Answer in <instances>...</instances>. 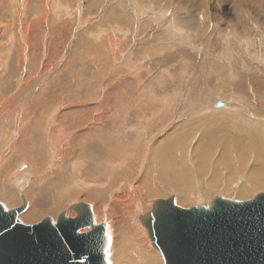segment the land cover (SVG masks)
<instances>
[{"label": "bare ground", "instance_id": "obj_1", "mask_svg": "<svg viewBox=\"0 0 264 264\" xmlns=\"http://www.w3.org/2000/svg\"><path fill=\"white\" fill-rule=\"evenodd\" d=\"M0 1H1L0 2V34L8 33V31H6L7 28L14 30V31L12 30L13 33L11 32V34L10 33L5 34V35H8L6 40H4V38L2 39V37L0 38V59H2V58L7 59L5 57L6 56L8 57L7 54L10 51L7 49L9 44L13 45V46H11V49L15 48L19 52V54H16L17 52H14L15 50H12L13 51L12 54L17 55L18 57L19 56L22 57L24 52H23V49L19 48V45L22 46L21 40H22L23 44L26 43L28 45L29 50H27V54H29V53L34 54V53H37L39 51L41 52L40 48L42 46H40V43L39 44L37 43L38 41H40L37 38V36H38L37 30L42 32L43 29L42 30L41 29L36 30V26H38L39 23L28 25L27 23L23 22V20L28 15V13L26 15L24 5L27 8V6L29 7L30 4H32V3H30V4L28 3V5H26L22 1L23 2L22 5L23 4L24 5H23V7L21 6L22 7V9H20L21 11L18 10L19 20L17 19L18 17L15 13H11L13 19H11L9 16L6 15L11 20L8 19L9 24H3L4 21H7L6 19L3 18V15L5 14V12L8 9L10 11L13 10V6L17 2V0H0ZM24 1H26V0H24ZM44 1H46V0H44ZM58 1L53 3L55 11L54 12L52 11V13L58 14V15L55 14V18H53V20H51L53 22V24H51V25L54 28V32L53 33L51 32V35L49 33L46 35V36H48L47 40H49V41H47V42L45 41L46 45H44V47H43L44 51H46L45 53H46L47 57H45V58L42 57V60L39 57L36 58L37 60L39 59L42 62V63H40L41 64L40 69L43 71L42 73H45L48 70L49 71L52 70V68H51L52 65L53 64L55 65V63H56V61H54V59H53L55 56H57V55H55V52L54 51L51 52V55H50L51 57H49V55H48L49 51L53 50L54 47H53V49L51 48L50 50H49V48L52 47V45L57 44V42L59 40H61L59 43L62 42V44H64V47H65L66 45H68L69 43H72V41H74L73 37H75L76 39L77 38L81 39V41H79L78 43L79 44L82 43L81 46H82L83 50L82 49L81 50L83 51V53H86L88 56L90 55V57H91V55H96V57H94L95 59L92 60V58H91L92 62L90 63V64H94L93 61H96V63H97V64H95L96 69L97 68L102 69L103 67H106L110 64L112 65V63H111L112 59L111 58H113V61H116V59H118V58L115 59V57L119 56V54L117 52H115L114 50H111V43H110L111 40L110 41L108 40L109 36H107V37L102 36V39H101V35H102L103 31L101 29H99V27L95 28L96 26L94 25L95 27L94 26L92 27L94 29L87 28V29H89L88 32L93 30L94 34H91L90 36L87 35L88 37L87 36L85 37V34H87V31H83V28L86 27L85 24H87V21L85 20V22H84V20H81V22H80V18L84 17L82 7L85 5L86 0H68L70 3L75 1L74 2L75 8H73L74 5L71 6L74 9L73 13L77 11L80 14V16L77 17L78 22H76V25H74L73 27L71 26L72 25L71 24L72 19H71V14H70L71 12H69L70 9H68V11L66 10L67 11L66 13H63V11L60 10V7L65 8L66 5L64 7V5L63 4L60 5V2H58ZM65 1H67V0H65ZM83 1H84V3H82ZM89 1L92 2L91 3L92 6L98 5L99 10H100V7L102 8L100 10L101 11L100 13H103L105 11V9L107 8L106 6H109V8L111 10L109 8H107L109 10L106 13L107 15L104 16L107 18H109L110 16L115 15V14L117 16L118 13L120 15L121 12L126 14L128 11H130L128 9H133L134 4L132 5V3L135 2L134 0H129V4H126V2H124L123 0H118L121 3V7H119V6H117L118 1L116 2V0H115L116 3H114V0H89ZM141 1L143 3H145L144 2L145 0H141ZM152 1L147 0L146 2L149 4ZM202 1H204V0H202ZM222 1H224V0H222ZM30 2H31V0H30ZM243 2L246 3V5H248L247 1L243 0ZM248 2L250 5L251 0H248ZM41 3H43V2H41ZM45 3L47 4V2H45ZM74 3H72V4H74ZM72 4H70V5H72ZM234 4H236V3H234ZM33 5L35 6V4H33ZM39 6H41V5H39ZM104 6H105V8H104ZM31 7H33V6H31ZM50 7H52V6H50ZM50 7L46 10V13H44L45 20L49 19L47 17L49 15L48 13H50V11H48L50 9ZM179 7H181V6H179ZM207 7H209V5ZM241 7H242V3H241ZM243 7H245V6H243ZM36 11H38L37 8H36ZM246 11H248V10H246ZM145 12H146V10H145ZM40 13H42V12H40ZM76 13H75V15H76ZM61 14H64V15H61ZM200 14H201V12H200ZM247 14H250V11H248ZM75 15H73V16H75ZM95 15H97V14H95ZM44 16L41 15L42 18ZM61 16L64 19L70 18L71 22L67 23L68 24L67 26H64V23H62V21L64 19ZM66 16H68V17L66 18ZM130 16H127L125 19H123L124 16L120 17V19L117 20V22H123L125 25L131 24V17ZM56 17H57V19H56ZM256 17L259 18L258 16H255V18ZM39 18H40V16L37 18L40 22L41 18L40 19ZM212 18H213L212 15L209 14L207 16L205 13H203L202 21L200 23L196 22L197 24L192 23V26L194 28H196L197 26H200L199 29L204 30V26L206 27L207 25H210ZM214 18H215V16H214ZM244 18L241 17V14H238L236 19H235V26L242 28V29L240 28L241 34H242V32H245L243 30ZM262 18H264V17H262ZM259 19H258V21L260 23ZM56 20H59L62 24L60 22H57L58 23L57 24ZM166 20L167 19L164 17L160 22H158L156 27L162 28L160 26L166 25ZM198 20H200V19H198ZM247 20H246V22H247ZM51 21L49 22V20H48L49 23L47 21H44L43 24L48 23L50 25V23H52ZM74 22H75V20H74ZM218 23H220V22H218ZM60 24L63 27L60 28ZM152 24H154V23L151 22L149 24V26H147L144 23V25L141 27V35L147 33V35L150 36V33H153L156 36H158V35L160 36L161 34H163V31L160 29L155 30V27L153 28ZM161 24H163V25H161ZM247 24L248 23H246V25ZM65 25H66V23H65ZM67 27H72L73 29H78L79 32H76L77 30L74 32L72 30V28H67ZM233 27H234V25H233ZM59 28H60V30H59ZM70 29H71V31H70ZM81 29H82V32H80ZM115 29H116V27H115ZM248 30H251V29H248ZM248 30H247V32H248ZM108 31L109 30L107 29V32ZM111 31H113V30H111ZM215 33H216V31H215ZM223 33L224 32H222V35H223ZM114 35L111 34L112 38ZM247 35H249V33ZM1 36H3V35H1ZM4 37H6V36H4ZM96 37L99 38L98 39L99 42H92L91 41L92 38H96ZM40 38H43V36H40ZM211 38L212 37H210V39ZM77 41H78V39H77ZM232 41H233V39H232ZM126 42H128V41H126ZM129 42H130V44H132L133 39L131 38V40ZM1 43H3V44H1ZM96 43H98V45ZM73 44H75V43L73 42ZM73 44H72V47H74ZM115 44L117 45V41L115 42ZM57 46H58V44H57ZM69 46H70V44H69ZM76 46H77V44H75V47ZM68 47H67V49H69ZM121 47H122V45H121ZM23 48H24V45H23ZM57 48H59V46ZM6 49H7V51H6ZM63 53H65V51H63ZM67 54L69 55L68 52H67ZM75 54H76L75 51H74V53L73 52L70 53L71 56H75ZM121 54H123V53H121ZM58 55H60V53ZM65 55H66V53H65ZM67 56H65L66 59H67ZM242 56H243V54H242ZM18 57H16V58H18ZM26 57H28V56H26ZM65 57H64V59H65ZM76 57H78L77 54H76ZM11 58H14V57H12V55H11L10 59ZM16 58L14 59V62L19 67H21V69L18 66H16L15 63L13 62V66L10 64L9 67L6 68L8 70H6L7 72H6L5 76L3 75L4 77H2V79H0V136H1V138H0V204L3 205L5 207V209L7 208L6 210H12L14 208H19L20 206L27 203V208L24 211L25 213L23 212L24 214L19 216V220L21 219L20 220L21 222L24 221L27 223V225H38V224L42 223L46 218H51L53 220V222L56 223L57 219L59 218V216L62 213H65L66 214L65 216L68 219H76L77 213L75 211H73V209H72L73 206L78 205V204H82V203L88 204V206L90 208V213L93 216L95 224L97 225L98 223H105V221H106V223H108L107 234H110L113 237V239L112 238L110 239V244H109V248H108V252H107V263L108 264H165V263H163V259L160 256L161 253L159 252L160 254H158L156 252L157 249L155 248L156 249L155 250L152 248L153 244H152V241L149 237L148 231L145 230L144 228H142V226H141V225H143V223L141 221L142 218L151 213L155 204L158 201L165 199V198L169 199L171 197H174L176 203L178 205H180L181 207L191 206V208H193V207H198V206H201L203 204L208 203L209 205H206V208H209L212 204L211 202L214 201L213 196L217 193V192L214 193L213 191L218 190L216 187V183L220 182V181H218L220 178H218V177L216 178V175L219 171L221 172V170L223 169V166H225L227 168V171H228V177H225V179H226L225 181L231 186L229 188V190L227 191V193L233 192L232 194H234V195L231 194V196L236 198L233 201H238V202L247 201V199H249L252 196V194L255 191H257V190L253 191L251 186L255 185L256 182H260V184L264 183V123H263V120H264V81L263 80L264 79H263V77H262V79L257 77L258 74L257 75L251 74V72H254V68H253V71L251 69V72L249 74H246L243 78L246 82H248L249 85H252L251 90H252V92L253 91L255 92V93L251 92L252 94H254V100H253V103H254L253 106L254 107H253V109H249L252 107L248 106L249 107L248 109L250 111V112H248V117H251V122H250V120L248 121L244 117L242 119H239L238 117L240 115H238V114H232L229 116L226 115L225 117H222V114L225 115L224 113L227 114L228 112L213 111L215 114H218L219 116H214V118H212V116H211L212 113H207L208 115L210 114L211 117L209 118L208 115H205L206 117H208V118H206L207 120L205 119V123L211 122V121L219 122L218 124L215 123V124H217L216 127L218 126V129L215 130L213 128L215 133H212L210 137L207 136L206 137L207 141H205L206 140L205 137L200 138V136L197 135L199 133V131H202L200 128L196 129V126H195V130H193V128H192V127H194L193 124H192V126H190L189 123L182 122V124L178 123L179 126L177 125V128L175 127V129H173L170 134H165L164 138L162 139V142H160V144H158V145L156 144V143H159L158 141L161 139L160 137L156 136L157 135L156 134L155 136L158 137V138H155V141H154L156 145L152 141L153 143H151V144L149 143L147 146V143H148L147 142L146 146L144 147V145H145L144 144L143 145L144 148H143V150H141L140 145L143 143H141L140 140H142L143 136L139 137L138 134H132V136L123 135L120 138L119 135L116 136L111 131L112 129H117V124L119 123V120L117 118L118 115H116V113L114 111L118 112L119 108L116 107V104H114V107H113L110 104V102L108 101L107 98H108V95L110 94V91H108L105 96H104L105 92L103 91L104 93H101L99 95V97L96 96L97 98H94V99L92 98L93 100L90 101V103H89L90 105H85V103L89 100H85L83 97H81V95L74 92V90L73 91L71 90L74 86H75L76 90L80 89L83 86V78H84V76L86 77V72H87V70H86V72L84 71L81 74L76 73V71H77L75 69L76 66L72 67V65L74 64V61L76 59L75 57L71 58V59H73V61L71 63H69L70 67L67 66L64 69L62 75L58 74L59 78H57V80H58L57 82L59 83V85H63V87L66 86V88L68 89L67 90L68 92H72V93L68 94L65 91H63L64 93L68 94L67 98L62 97V99L64 101L66 100V102H69L66 105H68V106L75 105V104H78L80 102H82L83 104L79 105V107L68 108L67 110H65L64 113L61 112L62 108L60 106L58 109L55 108V105L57 104L58 99L56 97H54V96L58 97V94H59L58 92H59V90H61L62 86L60 87L58 84L57 85L55 84L56 86L52 89V91L50 90L52 85L50 86V84H47L46 86H43V87H45V89L47 86L49 88L48 91H46L47 89L45 90L42 88L43 93L46 91V92H49V94H50V97L48 96L49 99L47 98L48 100H46L44 97H42L39 94L41 92L40 88L42 87L41 85H39L40 84L39 82L45 80L46 78L44 79L43 76L42 77L40 76L41 74L40 75L38 74L34 78H37L38 76H40V77L35 79V81L31 78H30V81L29 80L27 81V78L29 75H31V76L33 74L36 75L35 73L37 72V70L39 68V63H37V61L34 59L35 60V68L33 69V66L29 67L30 68V72H29V68L25 70L24 69L25 65H24V67L20 66L22 61H20V59H19V61L21 62V63H19L18 59H16ZM32 58H31V61L34 62V60ZM162 58H163V56H162ZM243 58H245V57H243ZM11 60L13 61V59H11ZM11 60L10 61L8 60L9 63L11 62ZM258 60H261V59H258ZM3 61L5 62V60H3ZM49 61H51L50 63H52L53 61L55 63H52L51 65H49ZM24 62L25 61H23V63ZM28 62H30V58H29ZM63 62H62V64H64ZM210 62H211V60H210ZM217 62H219V61H217ZM258 62H260V61H258ZM261 62L264 65V61L261 60ZM59 63H60V61H59ZM168 63H169V60L167 59L166 65ZM212 63H211V65H212ZM225 63H226V61H225ZM230 63H231V60H230ZM6 64H7V62H6ZM114 64H117V63H113V65ZM208 64H210L209 61H208ZM2 65H3V63H2ZM211 65H210V67H211ZM221 65H223V64H221ZM221 65L216 66L217 70L216 69L215 70L217 72L212 71V73H215V72L217 73V74L215 73V75H217L218 78L222 77L223 74L225 73V72L222 73V71H224L225 67H223V66H226V64L223 66H221ZM245 65H247V64H245ZM260 65H262V64H260ZM6 66H8V65H6ZM1 68H3V67L1 66ZM115 68H116V66H115ZM211 68H213V67H211ZM211 68H209V70ZM40 69L38 70L39 72H40ZM59 69H60V67H59ZM233 69H235V67ZM174 70H176V69H174ZM198 70H199V68H198ZM261 70L262 69H260V71ZM1 71H0V73H1ZM92 71H93V69L91 70V72ZM111 71L112 70H110V72ZM152 71H153V69H152ZM220 71L222 74L220 73ZM233 72H235V71H233ZM169 73H168V75H169ZM218 73H220V74H218ZM261 73H264V72H260V74ZM42 75L47 76L48 74L46 73V74H42ZM166 75H167V73H166ZM212 75H214V74H212ZM1 76H2V74H1ZM31 76H29V77H31ZM200 76H199V78H200ZM240 76H242V75L240 74L238 77H240ZM126 77H128V76L126 75ZM108 79H110V78H107L103 83V85L106 86L107 89H109L108 83L110 82V81L108 82ZM178 79H179V77H178ZM200 79H202V78H200ZM31 80H33V81L31 82ZM141 80H143V79H141ZM239 80H238V82L241 81V80L240 81ZM120 81L121 82H128L127 79L123 77V75H122V77H120ZM209 81H210V79H209ZM85 82L87 83L86 78H85ZM117 82H118V80H117ZM246 82H245V84H246ZM91 83L93 84V82H91ZM129 83L131 84L130 79H129ZM155 83H154V87L158 86L157 84L155 86ZM226 83H227V81H226ZM87 84H89V83H87ZM117 84H119V82ZM230 84H231V82H230ZM146 85L148 87L149 84L147 83V84H145V86ZM227 86H228V84H227ZM96 87H97V85H96ZM181 87H183V85ZM217 87H219V85ZM237 87L240 90L243 89L242 88L243 85H241V83L237 84ZM114 88L116 89L115 90L116 93H118L120 90L123 89L122 83H120V85H115ZM150 88H152V86ZM222 88H224V87L222 86ZM228 88H229V86H228ZM208 89H207V91H208ZM239 89H236V90H239ZM247 89H249V88H247ZM195 90H194V92H195L194 94H197L198 92H196ZM243 90H245V89H243ZM243 90H241V91H243ZM190 91H191V88H190ZM210 91H212V90H210ZM215 91H214V93H215ZM228 91L226 90V92H228ZM236 92L238 93V91H236ZM247 92H250V91H247ZM150 93H149V95H150ZM155 93H157L156 90H155ZM188 93H189V91H188ZM61 94H63V93H61ZM60 95L58 98H60ZM151 95L153 97V94H151ZM194 96H192L191 99ZM214 96H215V94H214ZM235 96H236V94H235ZM139 97H140V95H139ZM155 97H157V95ZM198 97H199V95H198ZM201 97H202V99H205L204 98L205 96L204 97L201 96ZM212 97H213V95H212ZM238 97H236L234 99H237ZM166 98H167V96H166ZM206 98H207V96H206ZM217 98L218 97H216V99ZM249 98H251V96L248 97V99ZM167 99H170V97ZM223 99H226V98H223ZM60 100L61 99H59V101ZM144 100H145V98H144ZM161 100L163 101V99H161L159 97H157V99H156V101H158V103L159 102L161 103ZM203 101H205V100H203ZM203 101H202L203 104H197V105L193 104L194 109H195L194 111H198V113H202V112H204V110H206V107L204 105H207L208 103L206 104V102H205V104H204ZM225 101H227V100H225ZM242 101H241V103H242ZM61 102H63V101L61 100ZM191 102L193 103L194 101H191ZM217 102H219L218 99L214 103H212L213 107L215 109L218 108V107H216ZM220 102H222V101H220ZM224 102H222V103H224ZM230 102L228 101V103H230ZM250 103H249V105H250ZM61 104H63V103H61ZM212 104H211V106H212ZM66 105H64V106H66ZM228 105H230V104H228ZM157 106H159V105H157ZM193 106H191V107H193ZM211 106H210V108H211ZM53 107H54V109H53ZM225 107H227V103H224V107H221V108H225ZM243 107L244 106H242V108ZM183 108H184V104H183ZM185 108H187V107H185ZM210 108H208V109H210ZM153 109H154L153 110L154 116L157 120V118H159L158 116L161 115L162 108L160 107V109L159 108L156 109L154 107ZM188 109H191V108H189V106H188ZM218 109H220V108H218ZM227 109H229V108H227ZM246 109H247V107H246ZM246 109H244V110H246ZM146 110H147V108H146ZM126 111H128V109L123 110L124 115L127 114ZM233 111H235V110H233ZM188 113L190 114V112H188ZM192 113L194 114L193 111H192ZM214 113H213V115H215ZM249 113H251L252 115ZM169 115H170V113H169ZM198 115L199 114H197V117H198ZM201 116L203 118L204 113H202ZM147 117L149 118L150 116H147ZM197 117H195L196 120H198L200 118V117L199 118H197ZM240 117H242V116H240ZM202 118H200V119H202ZM152 119H154V118H152ZM200 119L197 122H195V120H193V121L195 123H199ZM145 120H147V119H145ZM190 120H192V119H190ZM157 121H159V120H157ZM193 121H191V122H193ZM200 122H203V121H200ZM108 123H111L110 124L111 127L109 128L110 131L107 134L106 131H107L108 126H109ZM153 123L156 124V122H154V120H153ZM162 123H164V122H161V124ZM170 123L173 124V122H170ZM186 123H187V125H186ZM195 123H194V125H196ZM221 123H222V125H221ZM106 124H108V125H106ZM212 124H214V123H212ZM157 125H158V122H157ZM201 125L204 126V125H207V123L206 124L203 123ZM132 126H133V124H132ZM213 126L209 125V127H213ZM147 127L143 126V127H141V130H142V128L146 129ZM168 127L170 128V126H167L165 128H168ZM159 128L160 127L156 126L153 129V131L158 132V131H160V130H158ZM207 128H208V126H207ZM209 129L210 128H208V130ZM213 129H212V131H213ZM133 130H134L133 128L130 129V132H132ZM150 130H152V129H150ZM203 130L206 132V129H203ZM216 131H218V132L216 133ZM100 133H101L102 137H100V136L98 137V135ZM206 133H205V136H206ZM199 134H201V132ZM150 135H151V132H150ZM202 135H204V133ZM207 135H208V133H207ZM196 136H199L198 138H200V141H199L200 144H198V146L196 148L194 146V149H192V147H191L192 151H190V152L194 153L193 157L195 156L194 157L195 162L197 163L196 166H193L191 162H193L194 160L190 162V160H189V156H190L189 153L190 152H189L188 148H189V146H191V145H189V143H190L189 141L194 137L196 138ZM100 138H102V140ZM123 139H127L128 141H131L130 145H129L130 150L126 149L127 144H122L119 141V140H123ZM145 140H146V138H145ZM151 140H153V139H151ZM187 140H189L188 144L186 143ZM110 141H113V144H111ZM94 143H96V144H94ZM152 144H153V146H152ZM136 145H139L140 152L142 154H145V156L147 155V158H146L147 163L145 165L147 166V164H148L149 168H147L148 166L145 167V168H147V170L145 169L146 173L143 171V169H140L137 167V165H138L137 163L139 160L137 161V159L135 158V151H133V149H132V148H135ZM14 146H16V149L14 148L15 150L13 149L14 151H12V148ZM96 147H100L101 150L98 151V148H96ZM219 147H222L223 151L221 150L220 156H219V158H217L218 160H216L215 162L210 164L211 158L212 159L214 158L212 156H214L217 153L216 150H218ZM234 150L235 151L237 150L236 152L238 153V156H237L238 159H237L236 163H235V161L233 162L231 160L232 159L231 156L229 158L227 157L230 154H235L236 152L231 153ZM120 151H123L124 155ZM252 155H253V158L255 159L254 162L250 161V158L252 157ZM133 158L137 162L133 161L132 160ZM22 159L24 160V162L20 163V161ZM144 159H143V161H144ZM141 162H142V160H141ZM251 165L253 168L251 167L252 168L251 170L246 171V170H248L247 168ZM142 166H141V168H143ZM151 166H154V167L159 169V177H157L159 179V181H158L159 185L164 186L165 182H167V183L171 182L172 187H164L163 189H158L156 184H155V181L150 180L156 176H154V177L152 176L153 178L149 177V173H151V168L154 170V168ZM137 168H138V171H137ZM209 171H210V173L213 174L210 181L207 178V173ZM245 172L247 174V175H245L246 177L243 178V180H240V178H241L240 177L238 180V175H242L243 173L245 174ZM152 174H155V173L153 172ZM147 176H148L149 180L146 179ZM195 179H197V181L198 180L201 181L202 187H205L206 190H204V188L203 189L201 188L199 193H197L198 191L196 192L193 189L194 188L193 184L195 182ZM204 180L206 181V183L204 182ZM220 180H222V179H220ZM245 182H247V183H245ZM220 185H222V184H220ZM169 188L173 189L172 193L176 192L177 190L181 191V195L176 197L175 195H172V193H171V196H167L166 195L167 192H165V191L169 190ZM195 188H197V187H195ZM261 193H264V190L261 192H258L257 195L261 194ZM81 232L87 233V232H89V228L83 229V230H81ZM121 240H124V243ZM125 261H127V262H125Z\"/></svg>", "mask_w": 264, "mask_h": 264}, {"label": "rangeland", "instance_id": "obj_2", "mask_svg": "<svg viewBox=\"0 0 264 264\" xmlns=\"http://www.w3.org/2000/svg\"><path fill=\"white\" fill-rule=\"evenodd\" d=\"M24 2V4L28 5V3H32L30 4V6L26 8V6L24 5V9H25V12H26V15L27 17L23 20V22L27 23L28 25H31V24H35V23H39L38 26H36V30L37 29H43L42 32L38 31V36L37 38L40 40L38 41L37 43L39 44L40 43V46H42L40 49H41V52H37V53H29L27 54V50L28 49V45L26 44H23L22 43V40H21V45H19V48L20 49H23V56L22 57H18L17 55L15 54H12V50H15L14 52H17L16 54H19L18 50H16L15 48H12L11 49V44L8 45L7 49L10 50L8 52V57L6 56L5 58L7 59H0V79H2V77L5 76L6 74V68L9 67V65L11 64L13 66V62H14V59L16 57V59H20V61H22V63L19 61L20 66H23L25 65L24 69H28L29 67H32L33 66V69L35 68V60L37 61V63H39V68L38 70L40 69L41 67V64L42 63L39 59V61L36 59V58H41L42 60V57L45 58L47 57L46 56V51H44V45L45 44V41H49L47 40L48 39V36H46L48 33L51 35V32L53 33L54 32V28L51 24H53V22L51 20H53V18H55V14L58 15L57 13H52V11L54 12L55 9H54V5L53 3L58 1V0H17V2L15 3V5L13 6V10H7L5 12V14L3 15V18L6 19L7 21H4L3 24H9L8 21L13 19L12 17V14L11 13H15L17 15V19L19 20V16H18V10L21 11L20 9H22L23 5L22 3ZM68 1V0H67ZM65 1V0H59L58 2H60V5L63 4L64 7L66 5L65 8H62L60 7V10L63 11V13H66L69 10V12H71V19H72V22H71V19L70 18H67L68 16H66L67 19H64L62 16V23H64V26H67L68 24L67 23H70L71 22V26L73 27L74 25H76V22H78V19L77 17L80 16V14L77 12H74V9L75 8V1H73L72 3H69ZM118 0H116L117 2ZM124 2H126V4H129V0H123ZM135 1V2H134ZM132 3V5L134 4V7L133 9H128L130 11H128L126 14H124L123 12L115 15H112L110 16L109 18L107 17H104L105 15H107L106 13L108 12V10L110 9L109 6H106L107 8L109 9H105V11L103 13H100L101 11V7H100V10L98 8V5H94L92 6L91 3L89 0H86L85 1V5L82 7V10H83V16L82 18H80V22L81 20H85L87 21V24H85L86 27L83 28V31H87V34H85V37L87 35H91V34H94L93 33V30L89 31L88 30L91 28V29H94L92 28L94 25L95 28L99 27V29H101L102 31V35H101V39H102V36H109V41L111 43V50H114L115 52H117L119 54V56H116V61H113V58H111V63L112 65H108L106 67H103L102 69H99L95 67V64L96 61H93L94 64H90L92 62L93 59H95L94 57H96V55H90L88 56L86 53H83V48L81 46L82 43H78L79 41H81L80 38H75L73 37L74 41H72V43H69L68 45H66L64 47V44L59 43L61 40H59L57 42L59 48H57V44H54L52 45V47L49 48V50L53 47L54 49L49 51L48 55L49 57H51V52L54 51L55 52V56L53 59L54 61H56V63L53 61L52 63H55V65L53 64L52 65V70H48L47 72L45 73H42L43 71L40 69V72L37 70V72L35 73L36 75H29L31 77L28 76L27 78V81L29 80L30 81V78L33 79L35 81V79H37L38 77H42L45 79L41 82H39L42 87L40 88L41 92L39 93L42 97H44L46 100H48V96L50 97V94L49 92H46L48 91V86L46 87H43V86H46L47 84H50V86L52 85V87L50 88V90L52 91V89L59 83L57 82V78H59V75H62L64 69L69 66V63H71L73 61V59H71L72 57H75V61H74V64L72 65L73 66H76L75 69L77 70L76 73H82V72H86V77L84 76L83 78V86L76 90L75 89V86L71 89L72 91L74 90V92H76L77 94L81 95V97H83L85 100H89L85 103V105H90V101H92L94 98H97L99 97V95L101 93H104V96L107 94L108 91H110V94L108 95V101L110 102V104L114 107V104H116V107L119 108V111H114L116 113L117 118L119 120V123L117 124V129H112L111 131L113 132V134H115L116 136L119 135V137L121 138L123 135H126V136H132V134H138L139 137L143 136L140 146H141V150H143V148L146 146V143H147V146L148 144L150 143H153L155 141V138H158L160 137L161 139L158 141L159 143H156L157 145L160 144V142H162V139L164 138V135L165 134H170L172 132L173 129H175V127L177 128V125L178 123L179 124H182V122H187L190 124V126H193V130H195V126H196V129L200 128L202 131H199V133L201 132V134H197L201 137H205V141H207V136L210 137L212 133H215L214 132V129H218V126L216 127V125L219 123V122H206L207 125H204L202 126L201 124H206L205 123V119L206 118H210L212 116V118H214V116H219L218 114H215L213 111H223V112H228L227 114L224 113L225 115L222 114V117H225L226 115H232V114H238L242 117H238L239 119H242L243 117L245 119H247L248 121L250 120L251 122V117H248V112L249 109H253V100H254V94L252 93H255L254 91L252 92L251 88H252V85H249L248 82H246L243 78L246 74H249L251 72V69L253 71V68H254V72H251V74H258L257 77L261 78L263 77L264 79V73H261L260 72H264V65L263 63L261 62V60L264 61V0H251V3L249 5V2L248 0H245L247 1V4L243 2V0H151L152 2L151 3H147L145 0L143 3L141 0H134ZM1 2V1H0ZM43 2V3H41ZM47 2V4L45 3ZM78 2V1H77ZM115 0H114V3H116ZM202 4H201V3ZM205 2V3H204ZM79 3V2H78ZM84 3V1L82 2ZM99 3V2H98ZM140 3V4H139ZM182 3V4H181ZM236 3V4H234ZM241 3H242V7H241ZM244 3V4H243ZM259 5H258V4ZM35 4V6L33 5ZM49 4V5H48ZM59 4V3H58ZM72 4V5H70ZM239 6H238V5ZM41 5V6H39ZM74 5V6H73ZM83 5V4H82ZM200 5V6H199ZM209 5V7H207ZM237 5V6H236ZM258 5V6H257ZM22 6V7H21ZM33 6V7H31ZM52 6V7H50ZM73 6V8L71 7ZM117 6L121 7V3L118 1L117 3ZM181 6V7H179ZM245 6V7H243ZM252 8H251V7ZM21 7V8H20ZM38 11H36V8ZM50 7V9L48 11H50V13H48V17L49 19H46L45 20V16H44V13H46V10ZM70 7V8H69ZM98 9H97V8ZM206 7V8H205ZM237 7V8H236ZM30 8V9H29ZM67 8V9H66ZM93 8V9H92ZM105 8V6H104ZM151 8V9H150ZM243 8V9H242ZM245 8V9H244ZM43 9V10H42ZM177 9V10H176ZM199 9V10H198ZM238 9V10H237ZM257 9V10H256ZM263 9V10H262ZM65 10V11H64ZM67 10V11H66ZM98 10V11H97ZM111 10V9H110ZM146 10V12H145ZM250 11V14H247L248 11ZM261 12H260V11ZM47 11V12H48ZM211 11V12H210ZM257 13H256V12ZM8 12V13H7ZM17 12V13H16ZM36 12V13H35ZM39 12V13H38ZM42 12V13H40ZM133 12V13H132ZM178 12V13H177ZM201 12V14H200ZM60 13V12H59ZM76 13V15H75ZM131 13V14H130ZM203 13H205L207 16L210 14L212 15V20H211V23L210 25H207L206 27L204 26V30H201L199 29L200 26H197L196 28H194L192 26V23L193 24H197V23H200L202 21V18H203ZM253 15H252V14ZM259 13V14H258ZM97 14V15H95ZM99 14V15H98ZM238 14H241V17L244 18V26H243V30L245 32H242L241 34V27H236L235 26V19L237 17ZM248 16H247V15ZM9 16L10 18H8L7 16ZM41 15H43L44 17L42 18ZM51 15V16H50ZM54 15V16H53ZM60 15V14H59ZM61 15H64V14H61ZM75 15V16H73ZM130 16L131 17V24H127L125 25L123 22H117V20L120 19V17H123V19H125L127 16ZM145 15V16H144ZM152 15V16H151ZM244 17H243V16ZM260 15V16H259ZM263 15V16H262ZM40 16V22L39 20L37 19L38 17ZM50 16V17H49ZM74 18H73V17ZM120 16V17H119ZM140 16V17H139ZM215 16V18H214ZM254 16V17H253ZM255 16H258L259 18H255ZM70 17V16H69ZM166 18V25L164 26H160L162 28H158L156 27V25L158 24V22H160L163 18ZM193 17V18H192ZM52 18V19H51ZM107 18V19H106ZM250 20H249V19ZM9 19V20H8ZM37 19V20H36ZM57 19V17H56ZM176 19V20H175ZM200 19V20H198ZM217 19V20H216ZM248 19V20H247ZM258 19L260 20V23L258 21ZM263 21H262V20ZM48 20L49 22L51 21L52 23H50V26L48 23ZM75 20V22H74ZM247 20V22H246ZM36 21V22H35ZM44 21H47L48 23L46 24H43ZM65 21V22H64ZM57 22H60L59 20H56V23ZM154 23L152 24L153 28L155 27V30L156 29H160L163 31V34H161L160 36H156L155 34L153 33H150V36L146 34H143L141 35V27L144 25H147L149 26L150 23ZM197 22V23H196ZM214 22V23H213ZM217 24H216V23ZM220 22V23H218ZM61 23V22H60ZM61 23V24H62ZM66 23V25H65ZM164 23V22H163ZM246 23H248L246 25ZM250 23V24H249ZM254 23V24H253ZM58 24V23H57ZM60 24V28L63 27L61 26ZM91 24V25H90ZM181 24V25H180ZM90 25V26H89ZM163 25V24H161ZM212 25V26H211ZM234 25V27H233ZM250 27H249V26ZM40 27V28H39ZM72 27H67V28H72ZM116 27V29H115ZM193 27V28H192ZM233 27V28H232ZM247 27V28H246ZM249 27V28H248ZM59 28V30H60ZM89 28V29H87ZM239 28V29H238ZM241 28V29H240ZM9 29V30H8ZM86 29V30H85ZM107 29L109 30L107 32ZM166 29V30H165ZM194 29V30H193ZM248 29H251V30H248ZM13 29H10V28H7L6 31H8V33H5V34H11V32L13 33L12 31ZM72 30L75 32H79L78 29H73ZM113 30V31H111ZM154 30V31H155ZM207 30V31H206ZM218 30V31H217ZM239 30V31H238ZM242 30V31H243ZM248 30V32H247ZM257 30V31H256ZM10 31V32H9ZM71 31V29H70ZM106 31V32H105ZM122 31V32H121ZM192 31V32H191ZM216 31V33H215ZM232 31V32H231ZM250 31V32H249ZM255 31V32H254ZM47 32V33H46ZM80 32H82V29L80 30ZM111 32V33H110ZM150 32V31H149ZM222 32L223 35H222ZM214 33V34H213ZM249 33V35H247ZM252 33V34H251ZM5 34H0V38L2 37V39L4 38V40L7 39V36L8 35H5ZM96 34V33H95ZM109 34V35H108ZM112 35L113 38H112ZM123 34V35H122ZM153 34V35H152ZM237 34V35H236ZM245 34V35H244ZM3 35V36H1ZM204 35V36H203ZM251 35V36H250ZM258 35V36H257ZM6 36V37H4ZM40 36H43V38H40ZM116 36V37H115ZM120 36V37H119ZM123 36V37H122ZM253 36V37H252ZM261 36V37H260ZM88 37V36H87ZM104 37V38H105ZM111 37V38H110ZM210 37H212L210 39ZM260 37V38H259ZM103 38V39H104ZM129 38V39H128ZM131 38L133 39V43L130 44V40ZM99 38H92V42H99L98 41ZM233 39V41H232ZM117 41V45L115 44V42ZM128 42H126V41ZM228 40V41H227ZM43 41V42H42ZM77 43H76V42ZM237 41V42H236ZM244 41V42H243ZM73 42L75 44H77V46L75 47V44H73ZM206 42V43H205ZM232 42V43H231ZM239 42V43H238ZM125 45H124V44ZM3 44V43H1ZM43 44V45H42ZM72 44L74 47H72ZM98 45V43H96ZM95 44V45H96ZM119 44V45H118ZM127 44V45H126ZM211 44V45H210ZM23 45H24V48H23ZM122 45V47H121ZM181 45V46H180ZM231 45V46H230ZM237 45V46H236ZM69 46V47H68ZM206 46V47H205ZM236 46V47H235ZM244 46V47H243ZM27 47V48H26ZM67 47L69 49H67ZM79 47V48H78ZM104 47V46H103ZM127 47V48H126ZM43 48V49H42ZM57 48V49H56ZM71 48V49H70ZM230 48V49H229ZM6 49V51H7ZM19 49V50H20ZM25 49V50H24ZM67 51H66V50ZM82 49V50H81ZM144 49V50H143ZM239 49V50H238ZM58 50V51H57ZM125 50V51H124ZM189 50V51H188ZM44 51V52H43ZM57 51V52H56ZM63 51H65V53H63ZM74 51L76 52V54L78 55V57H76V54L75 56H71L70 53ZM243 51V52H242ZM11 52V53H10ZM67 52L69 53V55L67 54ZM134 52V53H133ZM238 52V53H237ZM242 52V53H241ZM27 55H26V54ZM39 53V54H38ZM60 53V55L58 54ZM123 53V54H121ZM240 53V54H239ZM45 54V55H44ZM167 54V55H166ZM243 54V56H242ZM12 55V57L14 58H11L13 59V61L10 59V56ZM37 55V56H36ZM43 55V56H42ZM67 56V59L65 57ZM207 55V56H206ZM241 55V56H240ZM28 56V57H26ZM82 56V57H81ZM87 56V57H86ZM163 56V58H162ZM167 56V57H166ZM254 56V57H253ZM33 57V58H32ZM153 57V58H152ZM245 57V58H243ZM30 58V62H28ZM31 58L34 60L31 61ZM69 58V59H68ZM89 58V59H88ZM92 58V60H91ZM58 59V60H57ZM137 59V60H136ZM167 59L169 60V63L166 65V61ZM204 59V60H203ZM258 59H261V60H258ZM5 60V62L3 61ZM11 60V62L9 63V61ZM91 60V61H90ZM120 60V61H119ZM211 60V62H210ZM226 63H225V61ZM230 60H231V63H230ZM23 61H25L23 63ZM27 61V62H26ZM60 61V63H59ZM64 61V62H63ZM163 61V62H162ZM208 61L210 64H208ZM219 61V62H217ZM224 61V62H223ZM233 61V62H232ZM260 61V62H258ZM7 62V64H6ZM51 61H49V65H51L52 63H50ZM62 62L65 64H62ZM171 62V63H170ZM213 62V63H212ZM229 62V63H228ZM3 63V65H2ZM15 63V62H14ZM113 63H117V64H114ZM153 63V64H152ZM163 63V64H162ZM190 63V64H189ZM212 63V65H211ZM219 63V64H218ZM226 66H223L225 65ZM87 64V65H86ZM223 64V65H221ZM235 64V65H234ZM247 64V65H245ZM262 64V65H260ZM8 65V66H6ZM16 66H18L16 63H15ZM57 65V66H56ZM92 65V66H91ZM154 65V66H153ZM204 65V66H203ZM213 67L211 68L210 67ZM217 65H221L224 68V71H222L223 76L222 77H219L217 75H215V73L217 72ZM234 65V66H233ZM249 65V66H248ZM1 66L3 68H1ZM116 66V68H115ZM238 66V67H237ZM246 66V67H245ZM254 66V67H253ZM259 66V67H258ZM19 67V66H18ZM60 67V69H59ZM70 67V66H69ZM94 67V68H93ZM216 67V68H215ZM235 67V69H233ZM240 67V68H239ZM21 69V67H19ZM166 68V69H165ZM172 68V69H171ZM191 68V69H190ZM199 68V70H198ZM209 68H211L209 70ZM242 68V69H241ZM93 69V73L91 72V70ZM150 69V70H149ZM153 69V71H152ZM155 69V70H154ZM171 69V70H170ZM176 69V70H174ZM189 69V70H188ZM194 69V70H193ZM213 69V70H212ZM216 69V70H215ZM231 69V70H230ZM239 69V70H238ZM260 69H262L260 71ZM57 70V71H56ZM110 70H112L110 72ZM149 70V71H148ZM250 70V71H249ZM259 70V71H258ZM180 71V72H179ZM212 71H216L215 73H212ZM235 71V72H233ZM29 72H30V68H29ZM90 72V73H89ZM170 72V73H169ZM239 72V73H238ZM245 72V73H244ZM248 72V73H247ZM259 72V73H258ZM48 74L47 76L45 75H42V74ZM53 73V74H52ZM61 73V74H60ZM167 73V75H166ZM169 73V75H168ZM191 73V74H190ZM198 73V74H197ZM221 73V71H220ZM218 73V74H220ZM221 73V74H222ZM244 73V74H243ZM2 74V76H1ZM40 75L38 76L37 78H34L35 76L37 75ZM52 74V75H51ZM57 74V75H56ZM59 74V75H58ZM172 76H171V75ZM174 74V75H173ZM203 74V75H202ZM214 74V75H212ZM217 74V73H216ZM241 74L242 76L238 77L239 75ZM4 75V76H3ZM54 75V76H53ZM123 77L127 79L128 82H121L120 81V77ZM126 75L128 77H126ZM141 75V76H140ZM155 75V76H154ZM160 75V76H159ZM163 75V76H162ZM166 77H165V76ZM201 75V76H200ZM104 76V77H103ZM151 76V77H150ZM170 78H169V77ZM202 78L200 79L199 78ZM212 76V77H211ZM227 76V77H226ZM232 76V77H231ZM237 76V77H236ZM103 77V78H102ZM106 77V78H105ZM140 77V78H139ZM154 77V78H153ZM177 77V78H176ZM179 77V79H178ZM189 79H188V78ZM207 77V78H206ZM85 78L87 79V84L85 82ZM105 78V79H104ZM107 78H110L108 79V87L109 89H107L106 86L103 85L104 81L107 79ZM139 78V79H138ZM167 78V79H166ZM186 78V79H185ZM212 78V79H211ZM228 78V79H227ZM242 78V79H241ZM129 79L131 80V84L129 83ZM143 79V80H141ZM157 79V80H156ZM212 82H210L209 81ZM216 79V80H215ZM226 79V80H225ZM237 79V80H236ZM242 81H240V80ZM31 80V82L33 81ZM119 84H117L118 82ZM155 80V81H154ZM233 80V81H232ZM238 80L240 82H238ZM51 81V82H50ZM100 81V82H99ZM123 81V80H122ZM167 81V82H166ZM179 81V82H178ZM209 81V82H208ZM222 81V82H221ZM227 81V83H226ZM231 84H230V82ZM264 81V80H263ZM93 82V84L91 83ZM145 82V83H144ZM156 82V83H155ZM178 82V83H177ZM236 82V83H235ZM238 82V83H237ZM244 82V83H243ZM246 82V84H245ZM120 83H122V86H123V89L120 90L118 93H116V89L114 88L115 85H120ZM125 83V84H124ZM149 84L148 87L147 85L145 86V84ZM152 83V84H151ZM154 83H155V86L156 84L158 86L154 87ZM159 83V84H158ZM168 83V84H167ZM183 83V84H182ZM205 83V84H204ZM241 83V85H243V91H241L238 87H237V84ZM44 84V85H43ZM56 84V85H55ZM62 84V83H61ZM130 84V85H129ZM195 84V85H194ZM223 84V85H222ZM229 88H228V86ZM230 84V85H229ZM245 84V85H244ZM85 85V86H84ZM87 85V86H86ZM97 85V87H96ZM103 85V86H102ZM127 85V86H126ZM139 85V86H138ZM174 85V86H173ZM183 85V87L181 86ZM190 85V86H189ZM215 85V86H214ZM219 85V87H217ZM225 85V86H224ZM61 87V90H59V94H58V97L60 95V98H58L57 96H54L58 99L57 101V104L55 105V108H59V106L62 108L61 112L64 113L65 110H67L68 108H72V107H79V105H82L83 103L80 102L78 104H75V105H66L68 104L69 102H66V100L64 101L62 99V97L64 98H67L68 94L69 93H72V92H68L66 86L63 87V85H59ZM100 86V87H99ZM152 86V88L150 87ZM176 86V87H175ZM194 86V87H193ZM201 86V87H200ZM205 86V87H204ZM208 86V87H207ZM222 86L224 88H222ZM240 86V85H239ZM245 86V87H244ZM249 86V87H248ZM197 87V88H196ZM214 87V88H213ZM217 87V88H216ZM45 89L44 93H43V89ZM86 88V89H85ZM155 88V89H154ZM190 88H191V92L190 91ZM193 88V89H192ZM209 88V89H208ZM213 88V89H212ZM216 88V89H215ZM241 88V87H240ZM249 88V89H247ZM153 89V90H152ZM196 89V90H195ZM205 89V90H204ZM208 89V91H207ZM216 91H215V90ZM222 89V90H221ZM230 89V90H229ZM236 89H239V90H236ZM155 90L157 91V93H155ZM194 90L196 92H198L197 94H194ZM200 92H199V91ZM212 90V91H210ZM215 93H214V91ZM226 90L228 92H226ZM50 91V92H51ZM63 91H65L66 93H64ZM104 91V92H103ZM139 91V92H138ZM189 91V93H188ZM207 91V92H206ZM234 91V92H233ZM238 91V93L236 92ZM247 91H250V92H247ZM91 92V93H90ZM141 92V93H140ZM151 92V93H150ZM231 92V93H230ZM252 92V93H251ZM153 94V97L152 95L150 96L149 95ZM163 93V94H162ZM191 93V94H190ZM216 97H218L217 99L219 101H222L224 103H227V107L225 108H214L213 107V104L217 99L216 97L214 96V94ZM218 93V94H217ZM220 93V94H219ZM233 93V94H232ZM66 94V95H65ZM132 94V95H131ZM155 94V95H154ZM191 96H190V95ZM193 94V95H192ZM222 94V95H221ZM236 94V96H235ZM249 94V95H248ZM253 96H252V95ZM64 95V96H63ZM140 95V97H139ZM142 95V96H141ZM157 95V97L163 99V101L161 100V103L158 101H156L157 97H155ZM195 95V96H194ZM211 97H210V96ZM213 95V97H212ZM227 95V96H226ZM97 96V97H96ZM149 96V97H148ZM169 98L170 99H167L166 98ZM187 96V97H186ZM194 96L192 99L191 97ZM201 96H205L204 98L205 99H202ZM207 96V98H206ZM221 96V97H220ZM231 96V97H230ZM239 96V97H238ZM248 99V97H250ZM143 97V98H142ZM238 97L237 99H234ZM253 97V98H252ZM48 98V99H47ZM93 98V99H92ZM137 98V99H136ZM145 98V100H144ZM165 98V99H164ZM214 98V99H213ZM221 100H220V99ZM223 98H226V99H223ZM244 98V99H243ZM59 99H61L63 102H61V100L59 101ZM134 101H133V100ZM149 99V100H148ZM184 99V100H183ZM213 99V100H212ZM216 99V100H215ZM252 99V100H251ZM140 100V101H139ZM194 101L193 103L191 101ZM205 100V101H203ZM237 100V101H236ZM239 100V101H238ZM243 100V101H242ZM250 100V101H249ZM170 103H169V102ZM185 101V102H184ZM202 101L206 102L207 105H204L206 107V110H204V117L202 118V113H198V111H194V105H197V104H203ZM208 101V102H207ZM228 101L230 103H228ZM242 101V103H241ZM252 101V102H251ZM65 103L64 106L63 104L61 103ZM131 102V103H130ZM189 104H188V103ZM245 102V103H244ZM252 104H251V103ZM165 103V104H164ZM179 103V104H178ZM241 103V104H240ZM250 103V105H249ZM61 104V105H60ZM150 106H149V105ZM178 104V105H177ZM183 104H184V108H183ZM212 104V106H211ZM230 104V105H228ZM235 104V105H234ZM248 104V105H247ZM155 105V106H154ZM159 105V106H157ZM164 105V106H163ZM247 105V106H246ZM188 106L189 108L191 109H188ZM193 106V107H191ZM211 106V108H210ZM229 106V107H228ZM242 106H244L242 108ZM248 106L252 107V108H249ZM65 107V108H64ZM156 108V109H160V107L162 108L161 110V115L158 116L159 118H157V121L155 116H154V109L153 108ZM187 107V108H185ZM231 107V108H230ZM237 107V108H236ZM247 107V109H246ZM147 108V110H146ZM149 108V109H148ZM174 110H173V109ZM210 108V109H208ZM229 108V109H227ZM242 108V109H241ZM249 108V109H248ZM54 109V107H53ZM56 109V110H57ZM128 109L127 114H123V110H126ZM130 109V110H129ZM152 109V110H151ZM172 109V110H171ZM209 111H208V110ZM232 109V110H231ZM238 109V110H237ZM246 109V110H244ZM64 110V111H63ZM150 110V111H149ZM178 110V111H177ZM235 110V111H233ZM187 111V112H186ZM192 111L194 112V115L192 113ZM208 111V112H207ZM241 111V112H240ZM146 112V113H145ZM190 112V114L188 113ZM206 112V113H205ZM233 112V113H232ZM243 112V113H242ZM170 113V115H169ZM185 113V114H184ZM192 113V114H191ZM207 113H212V115L210 116V114L208 115ZM213 113L215 115H213ZM179 114V115H178ZM197 114L198 117H197ZM201 114V115H200ZM251 114V113H249ZM152 115V116H151ZM168 115V116H167ZM192 115V116H191ZM205 115H208V117H206ZM252 115V114H251ZM132 116V117H131ZM147 116H150L149 118ZM174 116V117H173ZM202 118L200 119V121H203V122H200L199 123H195L197 122L198 120H196V118ZM221 116V115H220ZM115 117V116H114ZM125 117V118H124ZM129 117V118H128ZM164 117V118H163ZM194 117V118H193ZM154 118V119H152ZM169 118V119H168ZM177 118V119H176ZM135 119V120H134ZM147 119V120H145ZM149 119V120H148ZM171 119V120H170ZM174 119V120H173ZM183 119V120H182ZM192 119V120H190ZM153 120L155 123H153ZM163 120V121H162ZM170 120V121H169ZM177 120V121H176ZM195 120V122L193 121ZM207 120V119H206ZM125 121V122H124ZM130 121V122H129ZM166 121V122H165ZM181 121V122H180ZM193 121L196 125H194ZM209 121V120H208ZM127 122V123H126ZM131 124H129V123ZM133 122V123H132ZM136 122V123H135ZM139 122V123H138ZM148 122V123H147ZM157 122H158V125H157ZM161 122H164L161 124ZM170 122H173L170 123ZM255 122V121H254ZM113 123V122H112ZM121 123V124H120ZM152 123V124H151ZM170 123V124H169ZM186 123V125H187ZM209 123V124H208ZM214 123V124H212ZM217 123V124H215ZM263 123H264V120H263ZM109 126H108V129H107V134L108 132L110 131V124L111 123H108ZM106 124V125H108ZM133 124V126H132ZM137 124V125H136ZM155 124V125H154ZM167 124V125H166ZM105 125V126H106ZM149 125V126H148ZM154 125V126H153ZM199 125V126H198ZM201 125V126H200ZM209 125H214L213 127H209ZM222 125V123H221ZM125 126V127H124ZM135 126V127H134ZM143 126H148L146 129L142 128L141 130V127ZM158 126L160 127L158 130L160 131H153V129ZM167 126H170V128H165ZM179 126V125H178ZM210 128L208 130V128ZM174 127V128H173ZM134 129L132 132H130V129ZM213 131H212V129ZM136 129V130H135ZM139 129V130H138ZM152 129V130H150ZM203 129H206V132L203 130ZM141 130V131H140ZM204 131V132H203ZM211 131V132H210ZM219 131V130H218ZM216 131V133L218 132ZM136 132V133H135ZM150 132H151V135H150ZM163 132V133H162ZM117 133V134H116ZM147 133V134H146ZM154 133V134H153ZM162 133V134H161ZM204 133V135H202ZM205 133H206V136H205ZM157 134V135H156ZM158 137H156V136ZM102 137L101 133L98 135V137ZM145 136V137H144ZM167 136V135H166ZM199 136H196V138H192L190 141L187 140L186 143L188 144L189 142V152L192 151V149H194V146L195 148L198 146V144H200V138H198ZM1 138V136H0ZM146 138V140H145ZM102 140V138H100ZM144 139V140H143ZM149 139V140H148ZM153 139V140H151ZM195 140V141H194ZM109 141V140H108ZM122 144H127L126 146V149H129L130 150V142L131 141H128L127 139H123V140H119ZM143 141V142H142ZM150 141V142H149ZM153 141V142H152ZM189 141V142H188ZM111 144H113V141H110ZM145 142V143H144ZM193 142V143H192ZM199 142V143H198ZM17 143V142H16ZM96 144V143H94ZM145 144V145H144ZM155 144V142H154ZM155 144V145H156ZM197 144V145H196ZM16 145V144H15ZM144 145V147H143ZM153 146V144H152ZM192 147V149H191ZM16 149V146H14L12 148V151H14ZM98 148V151L101 150L100 147H96ZM138 148V149H137ZM14 149V150H13ZM133 151H135V158L137 159L138 161V165L137 167L140 168V169H143V171L146 173V170L147 168H149L148 164L147 166L145 165L147 163L146 161V158H147V155L145 156V154H142L140 152V148H139V145H136L135 148H132ZM128 150V151H129ZM221 150L223 151V148L222 147H219L217 151V153L212 156L214 157L213 159L211 158L210 160V164L215 162L216 160H218L217 158H219L220 156V152ZM237 151V150H236ZM235 150L232 151L231 153H234L236 152ZM123 155H124V152L123 151H120ZM219 152V153H218ZM137 155V156H136ZM188 155V154H187ZM189 160L190 162L192 163L193 166H196L197 163L195 162V156L193 157L194 153L190 152L189 153ZM198 155V154H197ZM229 155V154H228ZM231 156V160L235 163L237 162V159H238V153L236 152L235 154H230L229 156H227L228 158ZM145 159H144V158ZM193 157V158H192ZM144 159V161H143ZM133 161L137 162L136 160H134V158L132 159ZM142 160V162H141ZM146 161V162H145ZM250 161H255V159L253 158V155L252 157L250 158ZM21 162H24V160L22 159L20 161ZM141 162V163H140ZM19 163V164H20ZM143 166H142V165ZM141 166L143 168H141ZM147 167V168H145ZM154 168V170L151 168V173H149V177L150 178H153V179H150V180H154L155 181V184L157 186L158 189H163L164 187H172V184L171 182H165L164 183V186H160L158 181L159 179L157 177H159V169L154 167V166H151ZM252 165L249 166L246 170V171H249L251 170L252 168ZM138 168H137V171H138ZM139 169V170H140ZM146 169V170H145ZM156 169V170H155ZM150 170V169H149ZM148 170V171H149ZM153 170V171H152ZM75 172V171H74ZM143 172V173H144ZM155 173V174H152V173ZM79 173V172H78ZM211 175V176H210ZM212 173H210V171L207 173V178L211 179L212 177ZM219 175V176H218ZM227 175V176H226ZM247 175L246 172L245 174L243 173L242 175H238V180L240 178V180H243V178H245ZM153 176V177H152ZM223 176V177H222ZM220 178L222 180H218L220 181L219 183H216V187L218 190L216 191H213L214 193L217 192L213 198L214 200L217 198V197H220L222 199H225V200H234L236 199L235 197L231 196V193H227V191L229 190V188L231 187L225 180V177H228V171H227V168L225 166H223V169L221 170V172L219 171L216 175V178ZM147 180H149L148 176L146 178ZM157 179V180H156ZM207 179V180H208ZM214 180V179H213ZM204 182L206 183V181L204 180ZM170 183V184H169ZM197 183V184H196ZM225 183V184H224ZM247 183V182H245ZM166 184V185H165ZM170 186H169V185ZM222 184V185H220ZM168 185V186H167ZM194 186V190L199 193V191L201 190V188L204 190L205 187H202L201 185V181H197V179H195V182L193 184ZM197 187V188H195ZM252 187V190L255 191L252 196L247 199L248 200H252V198L254 199L257 195L258 192H261L264 190V183L263 184H260V182H256L255 185L251 186ZM261 189V190H260ZM169 191V192H168ZM173 189L169 188V190L165 191L167 192V196H171V193H172ZM180 192V193H179ZM175 193V194H174ZM179 193V194H178ZM172 195H175L176 197L180 196L181 195V191L177 190L176 192H173ZM234 195V194H232ZM259 195V194H258ZM212 198V199H213ZM162 200H167L166 198L165 199H162ZM22 201V200H21ZM212 201V200H211ZM244 202V201H243ZM176 203V201H175ZM212 203V202H211ZM176 205H178L176 203ZM206 205H209L208 203L207 204H203L201 205V207H206ZM180 205H178L179 207ZM181 207V206H180ZM181 208H184V209H190L191 206L189 207H181ZM7 209V208H6ZM15 209V208H14ZM25 213V212H24ZM23 213V214H24ZM21 214V215H23ZM20 215V216H21ZM21 220V219H20ZM22 223H25L27 224L26 222L22 221ZM98 224H102V223H98ZM105 224L108 225V223H106L105 221ZM142 228H144L145 230H147L143 225H141ZM108 234V237H110V239L113 237ZM123 243H124V240H121ZM109 244H110V241H109ZM153 246V245H152ZM153 249H155L154 247H152ZM156 250V249H155ZM108 252V251H107ZM156 252L158 254L159 251L156 250ZM161 258L163 259L162 255L160 254ZM127 262V261H125ZM122 263V262H121ZM163 263H164V260H163Z\"/></svg>", "mask_w": 264, "mask_h": 264}, {"label": "water", "instance_id": "obj_3", "mask_svg": "<svg viewBox=\"0 0 264 264\" xmlns=\"http://www.w3.org/2000/svg\"><path fill=\"white\" fill-rule=\"evenodd\" d=\"M26 208L0 204V264H108V226L95 224L88 204L73 206L76 219L62 213L56 223L38 225L19 220ZM141 221L165 264H264V193L244 202L217 197L209 208L191 209L171 197Z\"/></svg>", "mask_w": 264, "mask_h": 264}]
</instances>
